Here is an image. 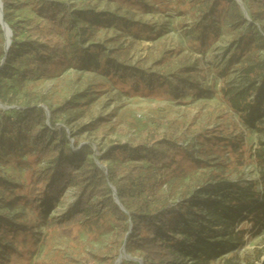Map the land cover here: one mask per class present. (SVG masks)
<instances>
[{"label":"rangeland","instance_id":"rangeland-1","mask_svg":"<svg viewBox=\"0 0 264 264\" xmlns=\"http://www.w3.org/2000/svg\"><path fill=\"white\" fill-rule=\"evenodd\" d=\"M241 1V12L251 23ZM89 7L91 14L98 13L100 17H93L89 24L93 37L81 42V48L99 43L108 57L146 72L197 74L200 89H192L178 99L134 91L125 83L118 85L108 79L93 60L81 63L72 49H66L64 58L51 67L49 78L26 82L42 99L28 100L22 89L19 97L23 96V104L53 107L66 101L76 102L65 129L69 134H78L85 143L90 141L96 160L113 146L139 139L148 127L176 131V140L187 160L174 164L177 169L162 176L165 179L160 192L174 204L191 200L187 221L200 233L209 227L215 236L209 240H224L228 247L201 264H264V225H254L243 215L232 221L212 207L222 200L228 187L239 195L253 189L262 193L254 151L264 134L244 127L219 94V70H226L228 82L241 83L240 60L231 58L236 41L228 19L215 41L206 38L198 47L194 26L199 18L184 0H92ZM8 9L12 22L22 19L28 14L29 1L10 0ZM93 24L97 29H93ZM4 41L1 32L0 45ZM86 55V51L79 52L80 57ZM110 127L113 129L108 136L99 133ZM19 145L24 147L25 143ZM24 156L12 165L0 161V213L5 212L8 217V226L0 233L2 246H9L4 264H83L85 259H92L93 264H120L122 259L143 263L141 257L124 249L107 214L72 227L48 229L30 203L25 180L29 162ZM99 163L103 167L112 164ZM76 199L74 188H67L62 201L47 217H67L76 208ZM197 203L199 207H195ZM231 230L238 232L239 242L235 235L229 237ZM121 253L124 255L119 259ZM197 260L200 261L186 258L183 262L194 264Z\"/></svg>","mask_w":264,"mask_h":264},{"label":"trees","instance_id":"trees-1","mask_svg":"<svg viewBox=\"0 0 264 264\" xmlns=\"http://www.w3.org/2000/svg\"><path fill=\"white\" fill-rule=\"evenodd\" d=\"M28 1V14L12 22L8 9L10 0H2L3 18L12 35L0 66V103L14 106L0 108V161L12 165L26 152L24 158L29 162V169L25 180L37 218L53 230L107 214L124 249L141 257L142 264H185L183 259L186 258H198L200 261L194 264H201L224 253L228 249L227 242L209 240L215 237L209 227L200 233L187 221L185 216L191 211V200L174 204L160 192L165 179L162 176L177 169L174 164L187 160L176 140V131L148 127L131 144L105 150L97 159L112 164L99 167L94 162L91 142L82 144L78 134H69L65 129L76 102L66 101L53 107L44 105L49 110L47 119L42 106L23 104V96L19 97L24 89L28 100L42 99L26 82L49 78L51 67L64 58L66 49H72L75 59L81 63L93 60L99 69H104L107 78L118 85L125 83L134 91L144 90L169 99L200 89L197 74L146 72L108 57L99 43L81 48V42L93 37L89 24L100 17L98 13L91 14L92 0ZM184 1L188 9H195L199 18L194 26L198 47L203 46L206 38L215 41L228 19V28L236 41L231 58L240 60L241 83L228 82L226 70H219L222 81L219 94L244 127L264 134V57L261 54L264 53V0H243L251 23L245 19L240 6L231 0ZM96 24L93 29H97ZM80 51H86V58L79 56ZM3 55V45H0V59ZM112 129L103 128L99 133L108 136ZM21 142L25 143L24 147L19 145ZM254 156L260 169L262 193L253 189L239 195L228 187L223 191L222 200L214 202L212 207L232 221L243 215V219L251 220L254 225H264V139L258 140ZM40 163L42 166H38ZM69 187L74 188L76 208L65 218H48L47 214L62 201ZM112 187L123 209L114 201ZM7 218L5 212L0 213V233L8 226ZM237 233L231 230L229 237L235 235L239 242L241 237ZM3 243L0 237V264H4L8 255L9 246L4 247ZM83 264H93L92 259L83 260ZM120 264L139 263L122 259Z\"/></svg>","mask_w":264,"mask_h":264},{"label":"water","instance_id":"water-1","mask_svg":"<svg viewBox=\"0 0 264 264\" xmlns=\"http://www.w3.org/2000/svg\"><path fill=\"white\" fill-rule=\"evenodd\" d=\"M235 1H236V3L240 6V9L242 10V12H244L242 1H241V0H235ZM2 9H3V8H2V0H0V29H1V31H2V33H3V37H4V40H5V41H4V44H3L4 55H3V58H2L1 64H3V62H4V59H5L6 53H7V51H8L9 45H10V43H11V39H10V37H11V35H12L10 27H9L8 24L4 21V18H3V10H2ZM247 19L249 20V18H247ZM249 21H250V20H249ZM0 106H2V107H6V106H3L1 103H0ZM40 106H42V107L44 108V110H45V114H46V118L48 119V118H49V110H48L44 105H40ZM46 123H48V120L46 121ZM70 140H72V139H70ZM83 143H85V142H83ZM83 143H82V144H83ZM93 152H94V149H93ZM94 153H95V152H94ZM94 162L96 163L97 166H99V167H103V166L99 163L98 160L95 159ZM112 192H113V194H114V201L120 206V208L123 209V207H122L121 204L119 203L117 197L115 196V189H114V187H112ZM123 246H124V244H123ZM119 262H120V260H119Z\"/></svg>","mask_w":264,"mask_h":264},{"label":"bare ground","instance_id":"bare-ground-1","mask_svg":"<svg viewBox=\"0 0 264 264\" xmlns=\"http://www.w3.org/2000/svg\"><path fill=\"white\" fill-rule=\"evenodd\" d=\"M123 255H124V254H123V253H121V254H120V256H119V259H121V258L123 257Z\"/></svg>","mask_w":264,"mask_h":264}]
</instances>
